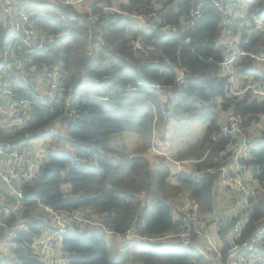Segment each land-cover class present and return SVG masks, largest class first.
Returning <instances> with one entry per match:
<instances>
[{
  "label": "trees",
  "instance_id": "16d2710c",
  "mask_svg": "<svg viewBox=\"0 0 264 264\" xmlns=\"http://www.w3.org/2000/svg\"><path fill=\"white\" fill-rule=\"evenodd\" d=\"M241 1L246 12L229 27L223 25V15L211 0H125L119 5L125 15L103 12L99 7L101 3L111 7L114 0L92 2L90 14L62 9L60 2L51 0L15 4L13 11L23 7L27 13L34 12L31 21L55 39L19 67L11 66L9 59L0 61V77L6 73L9 78L12 101L30 102L24 127L0 128V148L11 152L33 146L40 131L67 148H52L50 139L35 146L48 159L20 184L26 203L20 214H0L4 223L0 235L11 230L18 215L30 218L32 207L78 213L82 209L84 217L96 215L115 233L129 231L137 237L127 239L121 253L110 259L108 243L115 244L104 234L82 229L64 233L62 248L69 254V264H208L196 251L181 249L161 237L180 231L184 214L172 201L184 192L195 206L190 210L211 221L221 168L230 161L227 148L239 138H247L245 132L250 133L264 116V98L246 88L253 81H264V63L252 64L248 56L235 58L233 68L239 83L235 85L241 91L237 96L229 93L228 78L220 71L223 34L240 32L241 40H247L240 42V48L248 53L264 52V0ZM133 16L142 17L144 24L134 22ZM9 21L0 12V48L11 36ZM164 28L170 33L163 35ZM88 38L92 45L101 43L89 61ZM59 62L65 89L61 97H48L22 80L32 69L41 72ZM181 69H185L182 82L178 80ZM206 104L237 115L240 132L234 136L222 133L220 114L209 112L203 118L204 132L186 151L174 155L176 162L192 161V169L178 166L175 170L165 153L152 166L145 153L160 147L167 136L161 134L157 143L153 138L156 130L163 125L176 132L179 116L202 111ZM54 125L62 127L59 137L52 133ZM124 132L136 137L133 150L114 146L113 135ZM246 140L250 157L244 163L251 167L253 180L262 184L264 129ZM256 199L247 212L240 240L264 227V202L261 197ZM233 200L231 195L229 201ZM231 218L217 223L223 244L221 261L228 247L223 234L232 227ZM46 226L39 220L28 221L15 233L14 264H39L30 243ZM258 243L255 255L259 260L254 264H262L264 259V233Z\"/></svg>",
  "mask_w": 264,
  "mask_h": 264
},
{
  "label": "built area",
  "instance_id": "2783aa9c",
  "mask_svg": "<svg viewBox=\"0 0 264 264\" xmlns=\"http://www.w3.org/2000/svg\"><path fill=\"white\" fill-rule=\"evenodd\" d=\"M33 0H0V12L3 17H10V33L11 36L3 40V48H0V61L12 60L11 66L17 67L22 61H27V58L40 49H44L51 43L50 35L46 34L42 29L35 26L31 21L34 12L27 13L23 7L12 10L15 4L23 5L24 3ZM54 3L60 2L62 9L70 7L78 8L80 5L96 0H51ZM214 6L223 15V25L230 26L236 16L239 8H241L240 0H211ZM56 4V3H55ZM246 8L243 4L242 9ZM198 15V14H196ZM63 18V15H62ZM134 22L140 21L138 24H144L142 17L133 16ZM163 35L169 34L170 30L163 29L160 31ZM223 34L220 43L223 44V58L220 62L221 73L228 78L229 93L232 95H239L240 88L232 89L236 69L233 68V61L236 57L248 56L252 64L262 62L264 63V52L255 54L254 52H245L240 48V42H247L246 39L241 40L240 32L231 36ZM15 56H11V54ZM15 60V61H14ZM19 67V66H18ZM26 73L22 80L30 82L32 78L35 79V85L43 83L44 93L50 97H61L64 91L63 88V65L59 62L52 66H46L41 72ZM37 73L36 75L32 73ZM185 69H181L178 80L183 81V74ZM39 73V74H38ZM2 77V76H1ZM0 77V78H1ZM6 86V84H5ZM246 88H251L255 94L264 98V81H253L252 84ZM9 98V102L0 103V114L5 110L4 105H9V113L5 117L0 116V128L4 130H11L13 128L21 129L24 127L29 118V101H20L15 103L12 101L10 93L3 91L0 93L1 98ZM73 112L70 111L69 117H72ZM8 118V119H7ZM240 118L234 113L228 111L225 113L223 122L221 124V132L234 136L240 132ZM231 156L229 163L221 168L220 184L223 188L233 196L232 202V227L229 228L226 234L228 247L225 249V260L221 261L222 249L211 244L214 250V255H206L205 250L199 245V241L209 240L211 233L207 227V221L194 211L188 212L182 218L181 229L179 232L165 235L162 239H167L172 244L184 248L194 249L202 254L205 259L211 264H254L252 258L256 248L257 240L261 239L264 233V227L255 232L246 240H240L243 235L245 225L247 222V212L253 207L255 183L250 179L251 167L244 162L250 157L249 143L244 138H239L235 143L231 144ZM48 159L47 155L42 154L35 146H27L20 151L5 152L0 148V214L4 213L6 216L10 213L20 210L24 207V194L21 190L20 184H23L35 170ZM7 196V197H6ZM12 198L13 202H9ZM40 206V205H39ZM49 214L48 217L42 215H35L34 220H39L47 226L42 229L38 235L33 236L30 243V250L38 259L39 264H69V254L62 248V236L66 232H74L77 229L94 230L104 234L107 238L119 245L126 242L127 239L137 237L131 235L129 231L125 234H118L109 226H105L96 215L92 217H84L82 214L64 211H54L49 207H40V209ZM26 221L25 223H23ZM30 221V218H22L15 225L18 230L14 232L13 236L7 241H0V264H14L16 263V254L12 252L14 244L15 233L23 229L25 224ZM4 223L0 221V225ZM5 237V236H4ZM7 238V236L5 237ZM4 238V239H5ZM215 241H217L214 235Z\"/></svg>",
  "mask_w": 264,
  "mask_h": 264
},
{
  "label": "rangeland",
  "instance_id": "374dc122",
  "mask_svg": "<svg viewBox=\"0 0 264 264\" xmlns=\"http://www.w3.org/2000/svg\"><path fill=\"white\" fill-rule=\"evenodd\" d=\"M121 3H125V0H114V2H113L111 7H108L106 4L101 3L99 7H101V10L103 12H116V13H120V14L125 15L120 10L119 5ZM239 3H241V0L239 1ZM91 4H92V2L80 5L75 10H76V12H78L80 14H84V13L90 14ZM241 5L242 6H241V8L238 9V11L236 13V16H238V15L241 16V15H243L246 12V8L242 9L243 3H241ZM90 18H88V20H90ZM70 21H73V18H70ZM136 23H140V21L137 20ZM40 29H42V28H40ZM42 30L46 34L50 35V38H51L52 41L55 39L54 35L47 33L44 29H42ZM88 44H89V49H88V51L86 53L87 60H89V57H92L93 54L97 53V51L99 49V44H101V43H97L96 45H92V42H91L90 38H88ZM31 72H34V70L32 69ZM32 74L36 75L37 73L35 72V73H32ZM2 79H3V81L9 80L8 76L6 75V73H2ZM234 80H235L234 84L239 85V83H238V74H236V73H235ZM30 82H31L30 85H31L32 88L34 86L36 91H38L40 93H43L42 87H40L41 84L34 85V82H35L34 78H32L30 80ZM236 85H234L232 87V89H235ZM1 88L2 87H0V90H1ZM160 94L162 95V98L165 99L164 91L160 90ZM8 102H9V98H7L5 100V103H8ZM0 103H1V100H0ZM217 104H219V101H217ZM4 108L5 109H9V105L8 106L4 105ZM209 112H215L217 114H220V117H221L220 125H221L222 122H223V118H224V115H225L226 112H221L218 105L215 107V106H211V104H206L204 110H202V111L179 116V118H178L179 120L176 123V127L178 128V129H176V132L172 131L173 127H170V126L164 127L163 125L160 126L158 128V130H156V133L153 134L154 141L159 143L158 139L160 138L161 134H166L167 136H165V138L161 140L163 142V144H159V145H161L160 147L154 146L155 148H153V149L149 150L147 153H145V155L150 158L151 165L155 166L157 164V162L159 161L160 157H164L163 155L165 153L167 158L169 159V161L172 163L171 167L175 168V170L176 169L179 170V168L177 166V162H176L177 160H174L175 159L174 155H176L177 153H181V152L186 151L188 149V147L190 146V144H192L194 142V139L197 138L198 135H201L204 132L206 124L203 122V118ZM263 129H264V116L261 117L260 122L254 123L253 129L250 131V133H248V131L245 132L244 136L247 137L245 139L249 140L252 137L258 136L262 132ZM39 133H40V136H37V137H35L32 140L33 146L44 145L46 143V140L50 139L51 142L48 143V144H50V146L52 148L60 149V150L67 148L66 144L53 140L48 135V132L45 133V136L41 135L42 134L41 131ZM52 133L59 137V135L62 134V127L60 125L52 126ZM157 134H159V136ZM248 137H250V138H248ZM113 141H114V143L116 145H118V146L114 145L116 148H118L120 150H122V148H124V149L126 148L125 150L130 151V150H133V148L135 146L133 144L136 143V137L134 136V134H132L130 132H124L123 134H114L113 135ZM123 144H125L126 147H124ZM164 146H165V148L163 149ZM230 147H231V145L227 148V151L230 150ZM252 147H253V145H252ZM181 167H184L185 169H192V161H190V160H182L181 161ZM256 186H257L256 189L258 190V197H261L262 198L261 200L264 202V180H263L262 184H258V182H257ZM63 190L67 191L68 187L64 186ZM226 190H224V191L229 195V199H230L231 194L228 191H226ZM221 197L222 196L220 195V193L218 191H214V200H215V204L216 205H217L216 201H218V205H220ZM186 200H188V196L184 192L181 195V197H179L176 200L172 201L173 207H176L177 209H180L183 212L186 211L188 208H190L189 206H186L184 204V202ZM10 201L14 203V200L12 198L9 199V202ZM256 202H257V200H256ZM230 203L231 202L229 201V204ZM254 203L255 202H253V204ZM28 211H29L30 221H34V219H35L34 216L35 215H42V216H45V217L49 216V214L46 213L43 210V208L41 210L40 207H32ZM16 212L18 214H20V210H17ZM79 212L83 215V210L82 209H80ZM92 216H94V215L92 214L89 217H92ZM219 218L220 217L218 216V213L215 211L214 212V216L212 217V219H209L211 221H209L207 223L208 230L211 233V236H210L209 240H207V241H199V245L204 248L205 253L208 256L214 254V250L212 249V247L210 245L214 244V245H216V247L218 246V241H215L214 234H215V232L217 230L216 227H217V223L219 221ZM17 219H19V221H21L22 220V216L18 215ZM25 222L26 221H24L23 223H25ZM18 229H19L18 226L14 225L11 228V230H9L7 233H3V234L0 235V241H7V242H9V244H11L9 239L13 236L14 232L17 231ZM224 235H225V233H224ZM4 236L5 237L7 236V238H5ZM114 244H115V242H114ZM125 244H121L119 246L117 244H115V246H113V244L111 242H109L108 243V245H109V258L110 259H114L117 254H120L121 252L119 250ZM261 262H264V259H262ZM205 264H207V262ZM208 264H211V263L208 262Z\"/></svg>",
  "mask_w": 264,
  "mask_h": 264
},
{
  "label": "crops",
  "instance_id": "0c3cea01",
  "mask_svg": "<svg viewBox=\"0 0 264 264\" xmlns=\"http://www.w3.org/2000/svg\"><path fill=\"white\" fill-rule=\"evenodd\" d=\"M7 81H1V87L6 83ZM36 83V82H35ZM41 85H42V87H43V90H45V88H44V85H43V83H41ZM1 91L2 90H0V93H1ZM46 91V90H45ZM2 99V101L1 102H5V100L7 99L6 97H3V98H1ZM5 111L3 112V113H1L0 114V116H1V118H3V119H6L5 117L7 116V114L9 113V109H4ZM8 119V118H7ZM257 188V186L255 187V191H254V198H255V200H257L256 198L258 197V190L256 189ZM215 191H218L219 193H220V195L222 196L221 197V201H220V205H218V201H216V203H217V205L215 204V208H216V212L218 213V216L220 217L219 218V221H221V220H224V219H227L228 218V216H230L231 215V213H232V206H231V204H229V195L224 191V190H222L221 189V187L219 186V184H217V187L215 188ZM184 204L186 205V206H189V207H192L193 206V204L191 203V201H189V199L188 200H186L185 202H184ZM180 210V209H179ZM187 211V210H186ZM218 221V222H219ZM215 224V223H214ZM216 225V224H215ZM216 229H217V227H216ZM217 232H216V235H218V229L216 230ZM227 232H228V229L224 232L225 233V236H226V234H227ZM224 235V234H223ZM254 261H255V263H256V261H258L259 260V258L254 254Z\"/></svg>",
  "mask_w": 264,
  "mask_h": 264
},
{
  "label": "clouds",
  "instance_id": "9594fccd",
  "mask_svg": "<svg viewBox=\"0 0 264 264\" xmlns=\"http://www.w3.org/2000/svg\"><path fill=\"white\" fill-rule=\"evenodd\" d=\"M63 16H64V14H62ZM61 18H62V16H61ZM134 21V20H133ZM96 54H93V56L92 57H94ZM89 61V60H88ZM61 63V62H60ZM62 64V63H61ZM63 65V64H62ZM1 81H3V79L2 78H0V87H1ZM7 82L5 83L6 84V86H5V84L2 86V88H1V93L3 92V91H8L9 92V85H10V82H9V80H6ZM26 82H28V81H26ZM29 83H31V82H29ZM34 85H35V82H34ZM33 88H34V86H33ZM63 88H64V83H63ZM43 91V90H42ZM64 91H65V89H64ZM64 91H63V93H64ZM10 93V92H9ZM43 93H44V91H43ZM63 93H62V96H63ZM45 94V93H44ZM10 96H11V98H12V95H11V93H10ZM46 96H48L47 95V93H46ZM48 97H50V96H48ZM12 130V129H11ZM11 130H6V131H11ZM231 150H232V148L230 147V150H229V152H231ZM231 156V155H230ZM230 156H229V159H230ZM177 166H179V167H181V161H178L177 162ZM182 168V167H181ZM180 168V169H181ZM250 177V179L255 183V187H256V185H257V182H256V180H253V178L251 177V175L249 176ZM220 181H221V176H220ZM220 181H219V186L221 187V189L222 190H226L225 188H223V186L220 184ZM255 191V190H254ZM255 199V198H254ZM253 199V200H254ZM190 201V200H189ZM231 204V206H232V202L230 203ZM193 207H195V206H193ZM193 207H190V208H188L187 209V211H182L183 212V214H184V216H185V214L186 213H188V212H191V211H193V210H190V209H192ZM181 211V210H180ZM199 215H201V214H199ZM203 217V216H202ZM183 218V217H182ZM204 218V217H203ZM205 219V218H204ZM206 221H207V219H205ZM207 223H208V221H207ZM262 227H260L259 229H261ZM180 229H181V227H180ZM258 229V230H259ZM78 230V229H77ZM76 230V231H77ZM229 230V229H228ZM257 230V231H258ZM217 232V231H216ZM216 232H215V237L217 238V241H218V243L221 245V249H222V246H223V244H222V242H221V240H220V238H219V236L218 235H216ZM67 233V232H66ZM225 236V235H224ZM162 238V237H161ZM165 240H167V239H165ZM167 241H169V240H167ZM225 241H226V243H227V240H226V236H225ZM258 241L259 240H257V242H256V248L258 247V245H259V243H258ZM126 242H124V243H122V244H125ZM228 244V243H227ZM119 245H121V244H119ZM118 245V246H119ZM255 248V249H256ZM181 249H184V248H181ZM186 250H191V251H196V250H194V249H186ZM198 254H200L198 251H196ZM254 254H255V251H254ZM202 257H203V259H205V257L202 255V254H200ZM254 257V256H253ZM206 260V259H205ZM252 261H253V263H255V261H254V258H252ZM262 264H264V262H262Z\"/></svg>",
  "mask_w": 264,
  "mask_h": 264
}]
</instances>
